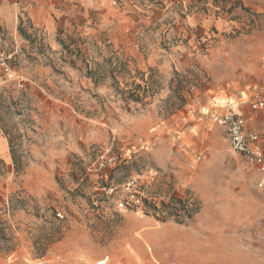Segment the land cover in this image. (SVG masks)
Listing matches in <instances>:
<instances>
[{
	"label": "rangeland",
	"instance_id": "1",
	"mask_svg": "<svg viewBox=\"0 0 264 264\" xmlns=\"http://www.w3.org/2000/svg\"><path fill=\"white\" fill-rule=\"evenodd\" d=\"M0 50V264H264V188L217 122L264 149V0H0Z\"/></svg>",
	"mask_w": 264,
	"mask_h": 264
},
{
	"label": "built area",
	"instance_id": "2",
	"mask_svg": "<svg viewBox=\"0 0 264 264\" xmlns=\"http://www.w3.org/2000/svg\"><path fill=\"white\" fill-rule=\"evenodd\" d=\"M14 54L0 50V78L7 80L14 72L12 66ZM18 86L20 89L24 88V81L19 80ZM255 109L264 108V103L255 104ZM219 125L225 127L232 149L244 156L250 163L256 165L259 179L257 181V188H264V149L261 145L260 138L256 133H246L245 131V117L232 106L228 111L217 117ZM115 162V158L109 153L102 155L98 159L99 170H106L111 164ZM135 188V182L127 183L125 190L132 193ZM135 198V194H132ZM139 202V201H138ZM120 209H126V203L119 204Z\"/></svg>",
	"mask_w": 264,
	"mask_h": 264
},
{
	"label": "crops",
	"instance_id": "3",
	"mask_svg": "<svg viewBox=\"0 0 264 264\" xmlns=\"http://www.w3.org/2000/svg\"><path fill=\"white\" fill-rule=\"evenodd\" d=\"M163 226H166V227H164V229L165 230H168V229H171V230H173V231H177V232H182V234H184L183 236L184 237H182V245H181V249L182 250H186V249H188V246H189V240H187L186 239V237H185V235L187 236V237H189V232L190 231H194L193 229H192V227H183V226H180V225H177V226H171V225H163ZM187 256V255H186ZM188 257V256H187ZM182 258V257H181ZM186 258V257H185ZM177 264H179V263H177ZM182 264H185V263H182ZM200 264H211V263H207V260H205V261H202Z\"/></svg>",
	"mask_w": 264,
	"mask_h": 264
},
{
	"label": "trees",
	"instance_id": "4",
	"mask_svg": "<svg viewBox=\"0 0 264 264\" xmlns=\"http://www.w3.org/2000/svg\"><path fill=\"white\" fill-rule=\"evenodd\" d=\"M133 99H135L136 101L139 100V95H132ZM145 203L148 204V201H146ZM164 206V205H163ZM176 206H179V208H176ZM166 209L168 207H171L170 209H174L175 211H178V210H182V211H185L186 213H188V218H192V214H190V210H188L186 207H185V203L180 200V199H173L172 201V205H169V206H164Z\"/></svg>",
	"mask_w": 264,
	"mask_h": 264
}]
</instances>
